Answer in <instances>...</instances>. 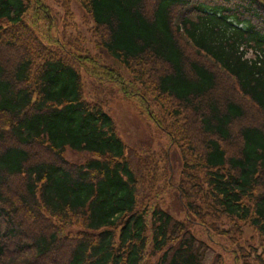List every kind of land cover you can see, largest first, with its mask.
<instances>
[{
    "label": "trees",
    "instance_id": "obj_1",
    "mask_svg": "<svg viewBox=\"0 0 264 264\" xmlns=\"http://www.w3.org/2000/svg\"><path fill=\"white\" fill-rule=\"evenodd\" d=\"M74 1L135 76L67 38L72 0H0V264H264V0ZM83 74L170 150L130 157Z\"/></svg>",
    "mask_w": 264,
    "mask_h": 264
},
{
    "label": "rangeland",
    "instance_id": "obj_2",
    "mask_svg": "<svg viewBox=\"0 0 264 264\" xmlns=\"http://www.w3.org/2000/svg\"><path fill=\"white\" fill-rule=\"evenodd\" d=\"M53 9L55 14L61 13L62 10L58 5V0H47ZM71 11L73 17L71 20H68L69 16H64L66 21H72L71 25L64 28L65 34L67 38L74 40L75 43H83L88 46L92 53L100 56V58L104 61L110 62L112 67L120 70L124 76L128 78V80H132L131 78L135 76L133 72L121 67L119 64L111 60L107 55H103L99 47V41L102 36L99 32L95 33V27L90 22H86V15L84 10L76 3V1L72 0L71 3ZM152 62V61H150ZM154 63V64H153ZM152 66L159 68V65L156 62H153ZM151 70V67L149 71ZM151 75V74H150ZM84 84H85V98L92 103H98L104 106L105 110L108 111L112 117L114 118L119 135L123 138L124 142L128 146L129 156H134V154L139 151L141 148L151 147L153 149H158L159 146H166L170 150V141L169 138H165L161 132L158 130H154L152 123L144 116H142L134 106L131 105L122 95L118 94V89H112L111 86L108 85H100L96 82V80L89 78L83 74ZM156 131V132H155ZM155 132V134H154ZM157 132L161 135H158ZM166 142V143H165ZM35 152L37 155L44 154L43 149L36 148ZM172 152V151H171ZM46 157V156H45ZM65 157L68 160H80L82 155L71 150H67L65 152ZM174 161L173 167H175L170 173L172 177L177 176L179 170L181 168V163H176V155L172 158ZM165 206L175 212L179 213L180 217H184L185 213L181 211V205L179 204L175 192H172L165 198ZM30 230V229H26ZM65 232H73L71 227L65 228ZM200 234L207 239L208 236L204 228L200 227ZM252 233H250L251 235ZM62 236V235H61ZM221 242V238H217ZM216 247V246H215ZM219 246L216 247L219 250ZM220 251V250H219ZM218 251V252H219ZM225 256V255H224ZM223 256V257H224ZM226 264H233V259L230 256H225Z\"/></svg>",
    "mask_w": 264,
    "mask_h": 264
}]
</instances>
